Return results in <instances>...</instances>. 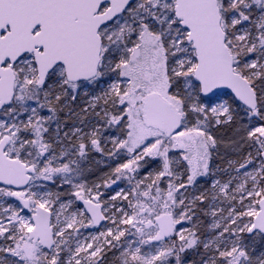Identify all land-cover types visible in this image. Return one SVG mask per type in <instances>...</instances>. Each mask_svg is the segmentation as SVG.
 Returning <instances> with one entry per match:
<instances>
[{"label": "snow or ice", "instance_id": "snow-or-ice-1", "mask_svg": "<svg viewBox=\"0 0 264 264\" xmlns=\"http://www.w3.org/2000/svg\"><path fill=\"white\" fill-rule=\"evenodd\" d=\"M93 150L116 163L89 187ZM0 240V264H264V0H0Z\"/></svg>", "mask_w": 264, "mask_h": 264}, {"label": "rangeland", "instance_id": "rangeland-1", "mask_svg": "<svg viewBox=\"0 0 264 264\" xmlns=\"http://www.w3.org/2000/svg\"><path fill=\"white\" fill-rule=\"evenodd\" d=\"M232 128L228 126L219 127L215 130V135L219 140L227 142L230 138H232ZM118 134V130L112 129L109 132L105 133V138L109 136H114ZM107 149H111L112 145L110 143L104 145ZM124 155V154H122ZM237 155L228 147H226L224 144H221L219 146L218 153L214 154V162L215 165L218 166L220 169L227 168L228 160L237 159ZM116 161L113 159H109L108 157L104 156L103 154L99 152L90 151L88 153V156L81 161V167L84 169L83 177L84 181L88 184L89 187L92 186L93 183H101L102 178L105 176L106 173H109L111 170V167L115 166ZM153 168L158 167V164H153ZM146 173L141 170V176L145 175ZM233 175L235 173H232ZM139 178V177H138ZM217 178L221 180L228 179L227 173H219L217 175ZM206 178H199L197 188L201 191L204 188L209 187V183L205 182ZM43 183V182H42ZM127 180L118 181L116 185H113L111 189H104L101 188V192H106V195L103 197L104 200H107L110 196L114 195L116 191H119L120 189H126L127 187ZM44 190H51L53 192L61 191V192H68L70 189L68 186H64L62 189H58L56 187H53L50 183L47 184L46 188ZM189 193L194 192V189L189 188ZM68 196H62L63 200H67ZM8 203H17L14 198H6ZM122 206L120 201H117V207ZM126 207V203L123 205ZM54 207H58V205H54ZM83 207L78 201L75 203L74 208H81ZM25 215H28L29 213L24 212ZM111 223L109 221H106L104 224L98 227H92L88 229H82L83 235L87 236L89 233L96 234L99 231L106 230L107 227H110ZM188 225L185 224V227ZM129 239H134V237H129ZM2 242V240H0ZM155 243V242H153ZM142 251L149 252L151 251V247L148 245H145L142 247ZM120 254L119 249H112L111 251H106L104 257L102 258L103 264H119V261L116 260V257H118Z\"/></svg>", "mask_w": 264, "mask_h": 264}, {"label": "trees", "instance_id": "trees-1", "mask_svg": "<svg viewBox=\"0 0 264 264\" xmlns=\"http://www.w3.org/2000/svg\"><path fill=\"white\" fill-rule=\"evenodd\" d=\"M188 259L189 260H199L200 257L198 255H189Z\"/></svg>", "mask_w": 264, "mask_h": 264}, {"label": "water", "instance_id": "water-1", "mask_svg": "<svg viewBox=\"0 0 264 264\" xmlns=\"http://www.w3.org/2000/svg\"><path fill=\"white\" fill-rule=\"evenodd\" d=\"M80 204L82 205V202H80ZM83 206V205H82ZM25 212H27V210H25ZM28 213V212H27ZM106 221H102L100 225L104 224ZM99 226V225H98ZM97 227V226H96Z\"/></svg>", "mask_w": 264, "mask_h": 264}, {"label": "flooded vegetation", "instance_id": "flooded-vegetation-1", "mask_svg": "<svg viewBox=\"0 0 264 264\" xmlns=\"http://www.w3.org/2000/svg\"><path fill=\"white\" fill-rule=\"evenodd\" d=\"M79 202V201H78ZM80 203V202H79Z\"/></svg>", "mask_w": 264, "mask_h": 264}]
</instances>
